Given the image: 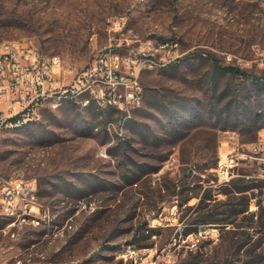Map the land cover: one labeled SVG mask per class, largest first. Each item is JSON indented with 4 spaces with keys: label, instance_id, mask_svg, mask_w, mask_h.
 Wrapping results in <instances>:
<instances>
[{
    "label": "rangeland",
    "instance_id": "1",
    "mask_svg": "<svg viewBox=\"0 0 264 264\" xmlns=\"http://www.w3.org/2000/svg\"><path fill=\"white\" fill-rule=\"evenodd\" d=\"M119 16L133 29L121 39L176 40L186 58L140 74L129 116L77 97L1 132L0 180H34L49 210L44 224L0 233L3 264H264V152L252 149L264 129V3L0 0V43L32 38L67 81Z\"/></svg>",
    "mask_w": 264,
    "mask_h": 264
},
{
    "label": "built area",
    "instance_id": "2",
    "mask_svg": "<svg viewBox=\"0 0 264 264\" xmlns=\"http://www.w3.org/2000/svg\"><path fill=\"white\" fill-rule=\"evenodd\" d=\"M258 2L264 3V0ZM107 30L112 33L108 46L98 52L90 64L72 73L67 81L60 58L55 54L39 52L32 38L1 42L0 134L12 129V124L38 117L43 102L56 105L59 94H67V100L75 103V94L80 90L90 91V98L84 101V106L115 103L120 115L129 116L130 110L141 102V98H130V91H141L142 96L140 74L168 66L181 55L178 42L166 38L161 50H157L153 64H144V61L133 57H121V49H147L138 36L121 39L123 30H133L124 26V16L110 20ZM252 145L253 151L264 152V129L257 132ZM222 166L225 167L223 180H227L226 163L219 162L218 169ZM48 212V207L43 208L38 200L34 180L22 177L0 180V233L10 232L12 237L15 227L44 224L48 220ZM1 218H8V225H1ZM2 253L0 240V264H3ZM134 254L135 249L131 245H127L122 252L125 259L132 258Z\"/></svg>",
    "mask_w": 264,
    "mask_h": 264
},
{
    "label": "bare ground",
    "instance_id": "3",
    "mask_svg": "<svg viewBox=\"0 0 264 264\" xmlns=\"http://www.w3.org/2000/svg\"><path fill=\"white\" fill-rule=\"evenodd\" d=\"M249 1H258V0H249ZM127 33H129L128 35H130L131 30H127ZM128 35L125 39H132ZM165 41H166V39H160V40L155 41V42H149L148 41V42L142 43L144 48L147 49V51L136 49V52H134V53L128 52L125 56H121V57H133V59H138V61H144V64H153L154 58H156V55H157V50H161L162 43H164ZM140 94H141V91H130V98H140ZM77 97L83 98L82 104L84 105V101H86V99L90 98V91L80 90L75 94V98H77ZM63 99H67V94H59L57 96V104ZM77 103H78V100H77ZM110 105H112L113 107L117 106L115 103H103V105L96 104V106L101 108V109L106 108L107 106H110ZM96 109H98V108H96ZM34 118H36V117H29L24 122L12 124V128L20 127V126L24 125L26 122H28L29 120H32ZM1 219L4 220V225H8V218H1Z\"/></svg>",
    "mask_w": 264,
    "mask_h": 264
},
{
    "label": "trees",
    "instance_id": "4",
    "mask_svg": "<svg viewBox=\"0 0 264 264\" xmlns=\"http://www.w3.org/2000/svg\"><path fill=\"white\" fill-rule=\"evenodd\" d=\"M184 58H186V56L179 57L174 62L179 61V60L184 59ZM211 63H212V67L214 68L215 71L229 72V73H231L233 75H241L244 78H248L254 84H259L262 81V76H257V75L248 73V72H246L244 70L239 69L236 66H232V65H219V64H217V62L215 60H212ZM249 115H251L254 118H256L258 114L255 113L254 110H250ZM245 190H247V188H245V189H237L235 191L241 192V191H245ZM211 264H214V263H211Z\"/></svg>",
    "mask_w": 264,
    "mask_h": 264
}]
</instances>
